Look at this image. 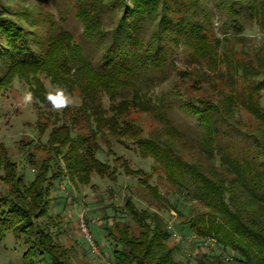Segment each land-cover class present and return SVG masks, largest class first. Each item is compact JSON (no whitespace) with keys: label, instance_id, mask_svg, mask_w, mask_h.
I'll return each instance as SVG.
<instances>
[{"label":"rangeland","instance_id":"rangeland-1","mask_svg":"<svg viewBox=\"0 0 264 264\" xmlns=\"http://www.w3.org/2000/svg\"><path fill=\"white\" fill-rule=\"evenodd\" d=\"M191 1L159 0V4L163 2L164 6L159 5L156 13H174L176 18L183 21H194L190 18L193 10ZM255 2L259 4L261 1L197 0L196 20L204 28L203 35L208 47H215L213 50H218L222 58L228 57L217 68L201 62L196 70L195 64H191V54L197 49H185L183 45H175L170 39L167 40L165 34L160 36L158 43L167 52L169 64L160 74L149 75L152 78L148 95L151 101L149 111H131L127 120L134 135L125 138L105 135L97 140L100 151L96 157L105 166V176L110 174L108 178H102L92 171L87 185L76 186L69 177L62 157L54 158L61 172V180L58 186L50 189L52 201L48 205L49 212L35 220L34 224L40 223L50 234L53 243L57 244L56 254L61 264H107L114 243L108 238L105 226L114 235L126 225L131 235L137 236L141 232V227L133 222L131 211L144 217L142 213L150 212L164 219L171 233L166 244L176 249L173 256L177 264H198L204 254L213 264H234L217 257L218 249L210 241H205V246L201 248L199 239H194L191 233L179 231L177 224L183 218L170 209L173 192L177 189L175 182H179V178L171 180L170 173L166 172V154L162 156L159 153L157 156L151 150L141 152L136 141L149 139L159 149L166 147L170 154L205 172L212 165L213 158L209 159L202 143L206 137V127L212 129L213 125L204 124L200 120L201 115L188 111L186 104L200 111L202 106L198 101L202 99L224 112V99L229 93L242 100L248 93L252 94L251 89L256 87L252 95L264 112V11L260 12V6H256ZM230 4L232 13L231 9H227ZM125 5L131 7L132 0H0V13L26 31L37 54H43L50 40L64 31L70 34L82 55L89 62L96 63L108 43L115 39L117 21ZM92 9L99 15L101 35L98 33L89 38L85 32V21L80 16L90 15ZM123 17L131 24L132 18L128 15ZM154 17L158 19L157 15ZM157 19L152 22L144 19V24L139 28L141 37L138 36L143 42L154 34L164 32L163 25L159 28L155 25ZM229 60L231 65H235L231 70L226 65ZM244 67L248 70H244ZM181 71L186 74L180 75ZM40 79L47 97L55 88L44 77ZM78 91L68 92L73 100L71 105L54 110L48 99L47 104L39 101L23 80L14 79L0 89V157L14 164L15 174L20 175L24 183L33 178L37 166L53 158L52 148L46 143L51 130L57 128L60 122L64 123L60 119L67 116L61 114L66 110L73 111L80 104ZM129 91L125 89L124 95H131ZM29 92L32 99L26 101L24 97ZM105 102L103 98L104 106ZM239 105L233 110L231 118L225 117L229 124L226 121L223 126L221 144L234 154L241 155L252 149L251 141L240 136L241 131H251L264 137V122ZM210 116L217 119L213 112ZM3 176L0 169V199L8 192L7 185L1 180ZM128 201L131 202L129 212L122 214L127 211L125 206ZM79 214L103 260L90 251L78 225ZM146 223L150 224L149 219ZM32 235L28 233L22 236L18 231L5 233L0 239V264H48L42 261L43 256L33 258L27 255L30 242L34 239ZM193 240L198 243L194 244ZM198 247L200 250L196 249Z\"/></svg>","mask_w":264,"mask_h":264},{"label":"trees","instance_id":"trees-1","mask_svg":"<svg viewBox=\"0 0 264 264\" xmlns=\"http://www.w3.org/2000/svg\"><path fill=\"white\" fill-rule=\"evenodd\" d=\"M260 1L255 3L260 6L261 12L264 11V0ZM191 2L193 10L190 18L194 21H183L174 13H156L159 5L163 4H159V0H132V6L125 5L117 21L115 39L108 43L96 63L89 62L73 43L70 34L64 31L50 40L43 54H37L26 31L0 13V89L14 79L23 80L30 92L47 104V92L40 79L44 77L53 88L61 87L67 92L78 89L80 97L77 108L61 114L67 116L60 119L64 123L60 122L57 128L51 130L46 144L52 148L53 158L37 166L38 170L31 180L24 183L20 175L15 174L14 164L0 157V169L4 173L1 180L8 187V192L0 199V239L8 232L18 231L22 236L32 233L34 239L30 242L27 255L33 258L43 256L42 261L48 264H61L56 254L57 244L53 243L40 223L34 224L35 220L49 212L48 205L52 201L50 189L58 186L61 180L54 158L62 157L76 186L87 185L92 171L102 178L109 177L110 174L105 176V166L96 157L100 151L97 140L105 135L116 138L134 135L127 120L131 111H149L151 101L148 95L152 84L149 75L160 74L169 64L167 52L158 43L162 34L175 45L197 49L191 54V64H195L196 70L201 62L217 68L228 59L222 58L218 50H213L215 47H208L204 28L196 20L197 0ZM124 15L132 18L131 24L124 20ZM156 15L158 19L154 17ZM80 17L85 21V32L89 38L99 33V15L93 9L90 15ZM144 19L150 22L157 19L155 25L158 28L163 25L164 32L154 34L143 42L139 28ZM229 61L226 65L231 70L235 65ZM243 69L248 70L246 67ZM179 74L185 75L186 72ZM125 89H130L131 95H124ZM251 91L254 94L256 87ZM252 94L248 93L241 100L229 93L224 99V112L202 99L198 101L202 106L200 111L186 104L188 111L201 115L200 120L204 124L213 125V131L206 127L202 143L209 159L213 158L212 165L205 172L170 154L166 147L159 149L149 139L136 141L141 152L151 150L157 156L159 153L162 156L166 154V172L170 173L171 180L179 178V182H175L177 189L173 192L170 206L172 212L183 218L177 224L179 231L191 233L194 239H199L201 248L205 246V241H210L218 249L217 257L234 264H264V137L242 130L240 136L251 141L252 149L241 155L234 154L221 144L226 118H231L238 103L254 118L264 122V112ZM103 98L106 99V106ZM211 112L217 115V119L210 116ZM226 124H229L228 121ZM130 205L128 201L125 206L127 211L122 214L129 212ZM142 214L146 217L131 211L133 222L141 227L137 236L130 234L127 225L116 235L105 226L108 238L114 243L107 264H177L173 256L176 249L166 244L171 238L167 223L154 213ZM147 219L150 224L146 223ZM196 249L200 250L199 247ZM201 257L198 264H213L207 255Z\"/></svg>","mask_w":264,"mask_h":264},{"label":"clouds","instance_id":"clouds-1","mask_svg":"<svg viewBox=\"0 0 264 264\" xmlns=\"http://www.w3.org/2000/svg\"><path fill=\"white\" fill-rule=\"evenodd\" d=\"M26 101L32 99V94L29 92L24 97ZM47 99L51 103L54 110H62L73 103L71 95L66 89L56 87L54 91H50L47 95Z\"/></svg>","mask_w":264,"mask_h":264},{"label":"built area","instance_id":"built-area-1","mask_svg":"<svg viewBox=\"0 0 264 264\" xmlns=\"http://www.w3.org/2000/svg\"><path fill=\"white\" fill-rule=\"evenodd\" d=\"M83 218H82V215H78V225H79V228H80V230L84 233V237H85V240H86V242H87V244H88V246H89V249H90V251L93 253V254H95V256H97V257H99V258H101L102 260H103V258H102V256H101V254H100V250H99V248L94 244V242L92 241V238H91V235L89 234V232L87 231V228H86V226H85V223L83 222V220H82Z\"/></svg>","mask_w":264,"mask_h":264}]
</instances>
